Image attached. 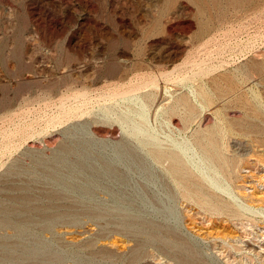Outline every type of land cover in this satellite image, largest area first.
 I'll use <instances>...</instances> for the list:
<instances>
[{"label": "rangeland", "instance_id": "374dc122", "mask_svg": "<svg viewBox=\"0 0 264 264\" xmlns=\"http://www.w3.org/2000/svg\"><path fill=\"white\" fill-rule=\"evenodd\" d=\"M201 84L186 128L167 112ZM138 137L182 143L238 213L183 197ZM0 264H264V0H0Z\"/></svg>", "mask_w": 264, "mask_h": 264}, {"label": "bare ground", "instance_id": "6f19581e", "mask_svg": "<svg viewBox=\"0 0 264 264\" xmlns=\"http://www.w3.org/2000/svg\"><path fill=\"white\" fill-rule=\"evenodd\" d=\"M242 0H232V2L235 5H239L240 2ZM213 3L216 4L217 0H213ZM218 13V12H217ZM219 15L225 14V9L221 10V12L218 13ZM207 22V21H206ZM205 29L204 25L200 28L201 31H203ZM207 36V35H206ZM154 80V79H152ZM151 81V80H149ZM153 85V84H152ZM159 87V86H157ZM194 88V87H193ZM168 91V89H167ZM166 91V92H167ZM127 92V91H126ZM150 96L151 97H156L155 93H152V91H149ZM192 92L194 93L193 95L196 96V98L198 97L199 99L197 101H201L202 103V107L198 109V106L195 104L196 102H193L194 98L192 99L190 97V95L188 94H183L181 95L178 99L177 102L169 109V111L167 112L170 115L179 114V110L178 108L183 109L184 111V115L182 114V120L185 123V127L189 128L190 124L196 119V118H200V116L203 113V110L206 109V103H211L213 101L212 95L209 91V89L204 85L201 84L199 86H197L195 89L192 90ZM189 92V93H192ZM78 93V91L76 92ZM80 93V92H79ZM124 93V92H123ZM74 94V92L72 93ZM71 94V95H72ZM125 94V93H124ZM153 95V96H152ZM170 95H173L172 93ZM70 98V95H68ZM77 96V95H74ZM83 96V95H82ZM87 96V95H86ZM149 96V97H150ZM66 97V96H65ZM84 97V96H83ZM82 97V98H83ZM175 97V96H174ZM87 98V97H86ZM152 98V99H153ZM64 99V98H63ZM80 99V98H79ZM85 101V100H84ZM88 101V100H87ZM78 102V101H77ZM80 102V101H79ZM173 102V101H172ZM64 104V103H63ZM81 104V103H79ZM200 104V103H198ZM65 106V105H64ZM76 106V105H75ZM81 106V105H79ZM201 106V105H200ZM63 107V105H62ZM77 107V106H76ZM84 107V106H83ZM170 107V106H169ZM66 108V107H65ZM68 108V107H67ZM66 108V109H67ZM70 108V107H69ZM79 108V107H78ZM76 108V110L78 109ZM81 108V107H80ZM167 108V107H166ZM64 109V108H63ZM83 109V108H82ZM80 109V110H82ZM69 110V109H68ZM130 110V109H129ZM75 111V110H74ZM79 111V110H78ZM77 111V112H78ZM71 112V111H70ZM140 114L144 117L146 115L145 111H141ZM181 114V113H180ZM142 117V118H143ZM125 118V117H124ZM127 121V118L125 119ZM123 122V121H122ZM128 123V121L126 122ZM139 131V130H138ZM129 133L134 134L133 131H129ZM152 136V135H151ZM204 137H200V136H194L193 138V142L197 144V146L200 149V153H202L204 162L205 159H207L211 165V167L214 168V170L216 172H220L222 170L227 171L228 173H233L235 171V167H236V159L234 158H230L226 155L223 154L222 152V148H221V139L220 136H215V134L212 132V130H208L206 133H204L203 135ZM141 137V136H140ZM138 137V138H140ZM153 137V136H152ZM155 138V136H154ZM157 138V137H156ZM151 137L150 138H146V137H142L138 140H140L143 144V146H146V152H148L153 161H157L160 164H164L166 163V165L164 166L163 170L166 171V174L168 175V177L172 178V181L174 183V186L176 187L177 192L181 193L183 197L187 198V199H191V200H196L199 204H201V206H205L208 209H214V210H219V211H225V210H230L231 212L233 211L234 214H237L239 211V208L236 209L233 207L234 203L231 200H218L216 198V194L214 193V191H210L209 188L205 185V183L202 180H206L208 181L210 184H212L213 186L216 187H220L216 180L214 181L211 178L208 177L209 174L206 176L204 175L203 171H205L203 168L202 174L198 173L195 171V169L190 165L189 163V158H187V156L184 155V153L181 150L179 144L178 145H174L172 147H168V146H163L162 143L160 142H153ZM157 140V139H156ZM139 141V142H140ZM159 141V140H157ZM175 142V141H174ZM182 142V141H181ZM191 142V141H190ZM186 143V142H185ZM188 143V142H187ZM176 144V143H175ZM192 144V143H190ZM183 145V144H182ZM188 146V144H187ZM182 147V146H181ZM187 148V147H186ZM190 148V147H189ZM193 148V146H192ZM184 149V147H183ZM194 149V148H193ZM192 149V150H193ZM191 150V149H190ZM191 150V151H192ZM198 151V150H197ZM186 152V151H185ZM189 152V151H188ZM199 153V152H198ZM186 154V153H185ZM188 154V153H187ZM196 154V153H195ZM197 155V154H196ZM191 157V156H190ZM201 159V158H200ZM202 159V160H203ZM200 161V160H198ZM202 162V161H201ZM200 162V163H201ZM207 163V165L209 164ZM192 164H194L192 162ZM200 165V164H199ZM205 165V164H204ZM110 166V170L111 173L114 176H121V173L119 171V169L116 168L115 165H113L112 163L109 164ZM198 167V166H197ZM202 167V166H201ZM200 167V168H201ZM201 170V169H199ZM200 172V171H199ZM211 174V173H210ZM120 178V177H119ZM122 179V178H120ZM168 189L171 190L173 187L171 186V183H168ZM172 187V188H171ZM217 191V190H216ZM176 193V192H175ZM171 194V193H170ZM215 194V195H214ZM116 195V194H114ZM113 196V195H112ZM118 196V195H117ZM119 199L123 198L122 196H118ZM118 201V200H117ZM121 202V201H120ZM114 203V201L112 202ZM122 203V202H121ZM126 203V202H125ZM120 205V204H119ZM126 205V204H125ZM128 205V204H127ZM243 205V204H242ZM119 207V206H118ZM120 207H122V205H120ZM133 207V206H132ZM233 207V208H232ZM112 204H107L105 206H101V205H94L92 207H90V209H87L88 212L90 213H94L98 216H103V215H107L109 212L114 211V209H112ZM125 208V207H124ZM134 208V207H133ZM130 209V208H129ZM135 210V208H134ZM124 212V211H123ZM127 212V211H125ZM130 213V211H129ZM115 217V216H113ZM99 219V218H98ZM97 219V220H98ZM55 221H61L59 219L58 214H47V218H46V225H44L45 229H49L51 227V225L55 222ZM128 221V218H126L125 222ZM129 226V225H128ZM157 230V231H156ZM171 230H168L166 232V234L170 235L171 234ZM159 231L156 228H153V232L150 234L152 237L157 238L160 240V242L162 243L163 241H165L164 237H159ZM259 236V235H258ZM172 237V234H171ZM166 242V241H165ZM138 254V251H135V255Z\"/></svg>", "mask_w": 264, "mask_h": 264}]
</instances>
